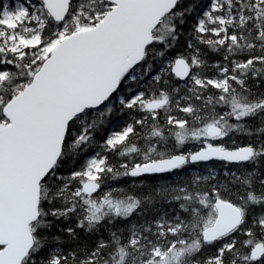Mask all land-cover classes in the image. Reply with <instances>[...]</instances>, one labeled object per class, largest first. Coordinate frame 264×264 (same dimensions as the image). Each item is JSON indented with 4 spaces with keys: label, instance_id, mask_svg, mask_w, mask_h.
<instances>
[{
    "label": "snow or ice",
    "instance_id": "obj_1",
    "mask_svg": "<svg viewBox=\"0 0 264 264\" xmlns=\"http://www.w3.org/2000/svg\"><path fill=\"white\" fill-rule=\"evenodd\" d=\"M0 264H264V0H0Z\"/></svg>",
    "mask_w": 264,
    "mask_h": 264
},
{
    "label": "trees",
    "instance_id": "obj_2",
    "mask_svg": "<svg viewBox=\"0 0 264 264\" xmlns=\"http://www.w3.org/2000/svg\"><path fill=\"white\" fill-rule=\"evenodd\" d=\"M209 59L210 60H215V59H217V57L214 55V54H212V53H210L209 54ZM161 123H163V113H161ZM188 147H193L192 145H189ZM131 178H121V181H120V183H119V187H124V188H129L130 186H131Z\"/></svg>",
    "mask_w": 264,
    "mask_h": 264
}]
</instances>
